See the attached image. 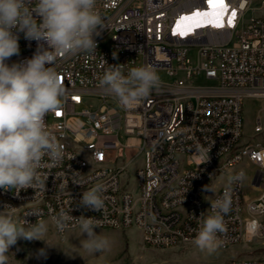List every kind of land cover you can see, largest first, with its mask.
<instances>
[{"label":"built area","instance_id":"obj_1","mask_svg":"<svg viewBox=\"0 0 264 264\" xmlns=\"http://www.w3.org/2000/svg\"><path fill=\"white\" fill-rule=\"evenodd\" d=\"M253 2L217 0L214 7L209 0H97L107 28L94 36L96 50L60 55L55 64L65 94L46 126L63 146V158L55 164L43 158L34 189H0V211L17 207V216L34 225L70 208L75 218L100 221L99 228L139 229L144 246L183 248L194 244L201 213L209 215L211 201L225 191L220 187L210 196L205 186L220 175L227 182L228 169L246 163L258 194L246 196L245 178L231 185L232 209L218 236L221 248L263 238L264 142L242 141L244 100L260 99L264 110V0L259 7ZM195 18H207L217 35L192 29ZM19 35L20 54L6 60L9 65L36 51L35 40ZM108 65H120L125 74L154 66L161 86L139 105L124 107L99 84ZM69 133H79V141H70ZM262 134L260 113L252 138ZM67 143H79V150L67 151ZM197 146L210 149L207 162L195 154ZM75 152L91 155V166L80 164ZM137 156L143 163L135 171L134 194L123 188L121 176ZM98 184L105 202L100 212L80 205L83 192ZM157 189H167L165 200H157ZM1 196H12V203L2 204ZM19 203H32L42 215L25 216ZM176 208H184V216H176ZM176 237H184V245H176ZM225 264H264V257Z\"/></svg>","mask_w":264,"mask_h":264},{"label":"clouds","instance_id":"obj_2","mask_svg":"<svg viewBox=\"0 0 264 264\" xmlns=\"http://www.w3.org/2000/svg\"><path fill=\"white\" fill-rule=\"evenodd\" d=\"M105 28L97 0H0V189H34L41 181L38 169L43 158L47 156L53 164L63 158V146L46 126L47 114L60 108L65 94L55 64L60 55L94 52V36ZM20 33L24 39L37 42L36 51L31 58L9 65L6 60L20 54ZM99 84L120 105L130 108L158 91L161 81L154 66L132 67L125 74L120 65H108ZM209 152L197 146L195 154L207 162ZM244 178L243 171L230 175L223 195L211 201L210 214L201 213L199 217L201 224L192 242L207 255L216 253L222 245L218 233L225 231L224 216L232 209L231 185ZM212 190L205 186V191ZM80 205L98 212L104 209L103 186L98 184L84 191ZM17 210L5 205L0 211V264H8L9 249L19 239L43 240L52 246L43 238L47 223L37 220L29 224L17 216ZM70 211L61 208L51 216L56 232L63 234L70 226L78 225L81 235H87L81 248L89 255L99 257L109 252L111 241L94 231L100 221L75 218ZM27 215L39 218L42 212L31 209ZM46 256V249L38 250V259Z\"/></svg>","mask_w":264,"mask_h":264},{"label":"rangeland","instance_id":"obj_3","mask_svg":"<svg viewBox=\"0 0 264 264\" xmlns=\"http://www.w3.org/2000/svg\"><path fill=\"white\" fill-rule=\"evenodd\" d=\"M263 0H254L253 6L259 7ZM264 120L263 104L260 99L246 98L243 103L244 136L242 141L253 140L264 142V134L252 138L254 125L259 114ZM129 159L135 157V152L128 153ZM143 163L142 156H137L130 163L121 176L123 188L138 194L136 181V168ZM238 168L245 173L244 192L249 198L258 193L251 186L253 167L242 163ZM226 175L218 176L208 187V195L214 194L226 182ZM48 231L43 237L45 241L33 239H19L16 245L9 249L8 264H225L236 258L264 257V237L254 239L252 242H241L229 248H219L216 253L207 255L195 244L183 248H154L144 246L139 229L130 227L127 229L96 228L94 231L107 237L111 241V250L106 254L96 257L89 255L83 248L81 242L87 235H81L80 228L70 230L64 237H60L55 226L49 218H44ZM46 249V258H37L39 249ZM97 256L99 253L96 254Z\"/></svg>","mask_w":264,"mask_h":264},{"label":"bare ground","instance_id":"obj_4","mask_svg":"<svg viewBox=\"0 0 264 264\" xmlns=\"http://www.w3.org/2000/svg\"><path fill=\"white\" fill-rule=\"evenodd\" d=\"M209 28V36L217 35V28L210 27V21L207 18H195L192 20V29L194 30H207ZM70 141H79V133H69ZM79 143H67V151H78ZM75 159H77L83 166H91V155L84 152H75ZM138 171V167L136 168ZM242 171L238 166H233L228 169V176L235 175ZM227 182L221 186L225 189ZM220 194V188L214 193ZM167 197V189H157V200H165ZM2 204H11L12 196H1ZM32 209V203H19L20 212H28ZM176 216H184V208H176ZM176 245H184V237H176Z\"/></svg>","mask_w":264,"mask_h":264},{"label":"snow or ice","instance_id":"obj_5","mask_svg":"<svg viewBox=\"0 0 264 264\" xmlns=\"http://www.w3.org/2000/svg\"><path fill=\"white\" fill-rule=\"evenodd\" d=\"M209 2L215 7L217 6V0H209ZM223 0H219V3L222 4Z\"/></svg>","mask_w":264,"mask_h":264}]
</instances>
